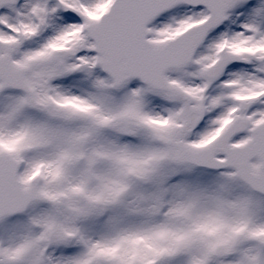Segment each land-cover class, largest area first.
<instances>
[{
	"label": "snow or ice",
	"instance_id": "obj_1",
	"mask_svg": "<svg viewBox=\"0 0 264 264\" xmlns=\"http://www.w3.org/2000/svg\"><path fill=\"white\" fill-rule=\"evenodd\" d=\"M0 264H264V0H0Z\"/></svg>",
	"mask_w": 264,
	"mask_h": 264
}]
</instances>
